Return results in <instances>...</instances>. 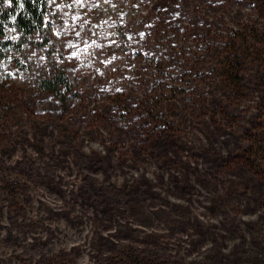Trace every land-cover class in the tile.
<instances>
[{
	"label": "rangeland",
	"instance_id": "rangeland-1",
	"mask_svg": "<svg viewBox=\"0 0 264 264\" xmlns=\"http://www.w3.org/2000/svg\"><path fill=\"white\" fill-rule=\"evenodd\" d=\"M47 2L0 54V264H264L254 0Z\"/></svg>",
	"mask_w": 264,
	"mask_h": 264
},
{
	"label": "trees",
	"instance_id": "trees-1",
	"mask_svg": "<svg viewBox=\"0 0 264 264\" xmlns=\"http://www.w3.org/2000/svg\"><path fill=\"white\" fill-rule=\"evenodd\" d=\"M48 0H0V54L11 53L4 57L7 61L18 62L23 66L21 60L16 58V51L26 49L34 43L36 36L47 33ZM258 5L260 13L264 15V0H254ZM8 30H10L8 32ZM7 34H12L13 39H5ZM254 39L259 45H264V23L259 24L254 31ZM237 51V50H236ZM241 83L240 74L235 75V80ZM39 88L59 98H65L73 94L74 87L69 76L64 72L54 73L39 81ZM264 87V80H263ZM66 106V103H63ZM121 264H143L137 259H127Z\"/></svg>",
	"mask_w": 264,
	"mask_h": 264
}]
</instances>
